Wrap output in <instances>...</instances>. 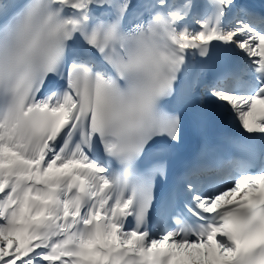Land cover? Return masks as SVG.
Masks as SVG:
<instances>
[{"label": "snow or ice", "instance_id": "snow-or-ice-1", "mask_svg": "<svg viewBox=\"0 0 264 264\" xmlns=\"http://www.w3.org/2000/svg\"><path fill=\"white\" fill-rule=\"evenodd\" d=\"M0 264H264V0H0Z\"/></svg>", "mask_w": 264, "mask_h": 264}, {"label": "bare ground", "instance_id": "bare-ground-1", "mask_svg": "<svg viewBox=\"0 0 264 264\" xmlns=\"http://www.w3.org/2000/svg\"><path fill=\"white\" fill-rule=\"evenodd\" d=\"M233 127L235 128V126L233 125Z\"/></svg>", "mask_w": 264, "mask_h": 264}]
</instances>
